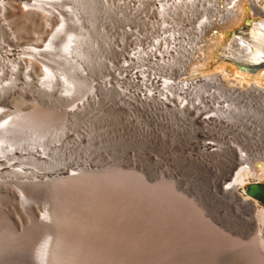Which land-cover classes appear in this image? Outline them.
<instances>
[{
  "label": "bare ground",
  "instance_id": "1",
  "mask_svg": "<svg viewBox=\"0 0 264 264\" xmlns=\"http://www.w3.org/2000/svg\"><path fill=\"white\" fill-rule=\"evenodd\" d=\"M132 1L136 10L149 2L151 6L143 13L152 21L156 18L160 25L149 40L143 36L144 32L134 26L122 29L124 34H121L120 49L113 50V54L123 55V61L118 67L109 61L111 73L106 72L101 82L97 83L94 82L93 71L107 66L98 48V34L99 38L103 36L108 46L117 43L116 35L104 31L105 27H101V23L97 25L102 10L98 0H0V19L7 17L8 14H5L8 11L18 14L17 20L22 17L36 23V15L46 21L60 19V25L41 45H17V32L7 35L5 41L3 37L9 25H0V264H98L99 261L109 260L101 257L100 254L106 253L104 251L84 249L86 243L79 241L77 234L86 233L90 227L97 226L82 215L87 200L84 197L95 200L99 197L100 200L115 194H120L122 208L125 214L132 217L133 220L129 222L137 229L140 227V207L147 200L156 209V224L167 228L169 234H166L175 238L183 236L185 242L190 244L209 241L218 246L237 247L253 254V264H264V210L263 207L258 208L256 199L252 198L256 200L252 201L246 195L244 188L250 179L255 182L264 180V86L254 82L248 90H243L239 86L241 83L229 80L220 73L190 80L182 78L188 71L195 70L192 66L196 64L198 51L206 43L205 38L210 30L226 27L228 23L233 24L241 19L244 0H236L231 7L227 5L234 0H229L223 9L221 0ZM249 1L254 15L262 19L252 25L247 38H233L225 53L239 63L249 65H240L243 69L254 68L255 71L264 63V8L257 6V0ZM102 5L107 6L106 3ZM196 13L202 17L195 26L186 28L175 22L179 14L189 19ZM7 19L10 21L9 16ZM38 70L43 75L41 78L34 77ZM112 82L117 86L124 84V92L133 104L131 107L139 110L144 123L153 118L155 123L187 125L193 135L204 132L218 136L198 145L200 155L205 160H216L221 164L220 169L224 170V177H217L210 191L213 197L211 202L207 201L208 198L203 200L199 194L196 196L200 202L189 198V191L193 188L189 189V185L182 184L183 181L172 174L167 178L165 170L142 168L137 173L134 169L125 171L106 165L105 168L101 165L102 169H96L92 167L88 155L86 160L76 166L75 173L62 175L66 173L68 160L78 156L79 150L88 153L97 144L93 137H86L88 140L84 145L77 143L80 138L77 139L76 135L73 139H65L68 133L64 131L68 127L64 130V119L67 117L61 116L62 105L79 95L78 101L72 99L75 103L71 102L69 109L64 112L73 123L78 116L95 109L99 103V93H119L117 87L111 85ZM229 83L232 85L228 86ZM244 86H247L246 82ZM14 96L32 101V110L8 113L5 103ZM45 103H51V108L44 107ZM146 125L144 134L150 130H147ZM89 133L87 136L93 134L92 131ZM150 175L155 176L152 184L147 181ZM40 192L44 193V197L40 198ZM74 192L82 194L76 196ZM61 194L68 196L64 198ZM35 196L43 199L44 206L43 219L35 220L40 238L35 244L29 240L31 247L21 253L12 248L16 242L14 238L18 235L11 237V226L8 230L5 221L3 223L5 211L2 205L4 200L17 197L21 210L34 216L31 203ZM94 203V209L104 207L99 205L102 201ZM89 206L87 209L91 208ZM206 216H213V220L223 227H217ZM126 223L121 222L119 225H128L129 228V223ZM61 226L66 228L67 233L60 232L58 228ZM245 226L257 229L255 236L250 237L248 242H242L225 232V229L245 232ZM171 238L172 241L174 238ZM183 240L177 239L179 242Z\"/></svg>",
  "mask_w": 264,
  "mask_h": 264
},
{
  "label": "rangeland",
  "instance_id": "2",
  "mask_svg": "<svg viewBox=\"0 0 264 264\" xmlns=\"http://www.w3.org/2000/svg\"><path fill=\"white\" fill-rule=\"evenodd\" d=\"M128 1L130 5L128 4ZM130 1L131 0H127V1L109 0L108 2V0H98V5H100L102 10L98 17L97 25L99 26V24L101 23L100 26L104 25L105 27L104 31L108 30L109 32L107 31V33H112L116 35L117 43L119 42L121 43V38H122L121 34H124L123 33L124 30L122 29H126L129 25L139 29L142 33L143 32L146 33V34L143 33V36L145 35L144 37H146V40H149V38L155 34V31L157 30V26L159 24V22H156V18H154L153 19L154 21H152L151 18H148L147 15L144 14L146 13L147 8L151 6L148 5L149 2H145L142 9L136 10L134 9L135 4L133 3V1L132 2ZM235 1L236 0H234L233 3L227 5L229 0H221L222 9L225 8L226 5L229 7L233 6L232 4H235ZM104 3H106L107 6L109 7L102 5ZM256 4L257 6L264 8V0H257ZM105 10L109 12V14ZM125 11H129V12H126L127 13L126 14ZM241 12H242V16L238 22L233 24L228 23L226 27L223 26L220 28H213L210 30L208 36H206L205 38L206 43H203L201 45L200 50L198 51L195 60L196 64L192 66V68H195V70L188 71L187 74L182 76L183 79L190 80L198 77H203L204 75L210 76L220 73L229 80L233 79L241 83V85L239 86L241 89L243 88V90H248V88H250L254 82H257L260 85L264 86V66H259L255 71L240 69V65H244V66L246 65L249 66V65L245 63H239L237 60L233 59L231 56H228L225 53L227 51L228 44L231 42L233 38H239L240 36L247 38V36L249 35V31H251L252 25L262 19L261 16L254 15V12L251 7V2L249 0L243 1ZM5 15H7V17L4 16L3 18L0 19V25H9L7 29L10 30V32L6 30V34L4 33V37L6 38L3 37V40L7 41L8 36H10L11 33L15 34L17 32V34H15V36H18V38L16 37L17 38L16 44L20 46H24L26 44L41 45L45 43L47 39L50 38V35L54 31V29H56L60 25L59 22L60 19H56V18H52L51 20L46 21L44 18H41L40 16L36 15V18L38 20V22L36 23V22H31L29 19L27 20L22 17H21L22 20L20 18H18L17 20L15 18H17L19 15L12 13V11H8ZM8 16L10 21H8L7 19ZM192 16H190L188 19L185 16L183 17V15L179 14L176 16L175 22H178V24L180 25H184L186 28L195 26L201 19L202 15L200 13H196L193 14ZM11 17H13L14 19L13 18H12L13 20L10 19ZM184 18L187 20H185ZM117 19H119L120 21ZM14 24L16 25L15 29H14L15 27ZM107 25H109L112 29L109 26L107 27ZM154 25H156L155 26L156 28L154 27ZM151 29L154 31V33L153 31H151ZM147 33H149L148 34L149 36H147ZM101 37L103 38V36ZM101 37L99 38V34H98L97 44L99 50L102 51L101 56H103L104 58L103 63H106L107 66L108 64L111 63V65L118 67L123 61V55L121 54L119 55L116 52H114L115 53L114 55L113 50L115 51L117 49H120V43L117 45L115 39L116 45L113 44V46H108L107 44H105L104 38L102 39ZM127 41H129V39H127ZM105 46H107L108 48ZM103 50L104 51L106 50L105 51L106 53ZM107 50L109 51L112 50V52L110 53ZM107 66H104V68H100L97 71L96 70L93 71L94 82L97 81V83H100L102 78L106 74L111 73V70H109L110 67ZM106 69H108L109 71ZM42 76L43 75L39 70L34 75V77L36 78H41ZM113 82H115V80ZM113 82L111 83V85L113 86L114 84V87H117L119 93L114 92L115 93L114 94L113 92H110L107 95H102L99 93L98 95L100 96L97 97V99H99V103H97L98 105L97 104L95 105V109L93 108L91 112L78 116L73 123L71 120L69 121L68 119L69 116L65 115L64 112L69 109L70 107L69 104L70 105L72 104L71 102H74L76 99L77 100L75 102L78 101L79 95H75V97L71 98L69 101H67L65 104L62 105L63 109L61 108L62 111L60 112L61 116L64 118L67 117L68 119V120L66 118L64 119L65 120L64 130L66 129V127H68L64 131L65 134L68 133L66 134V136H64L65 139H73V137H75L76 135L77 139L80 138L78 139L79 141L77 143L84 145L87 142L86 140H88L87 138L90 139L91 137H93V141L95 140L94 143L98 144V145L96 144V146L94 145L91 148L92 150H89L88 153L84 150H82V152L79 150L77 152L78 156H75L73 160L72 159L68 160L65 170L66 173H63L62 175L66 176L68 174L75 173L76 171L74 169L76 168V166L78 167L79 166L78 164H81L82 161H84V159L86 160L88 157H89L88 160H90L91 163H93L92 167L96 169H102V167L106 165V167L110 166L111 168L114 167L118 170L132 171L134 169V171L137 173H139V171L142 168H145L150 171L165 170L168 174L166 175L168 176L167 178H169V175L172 174L171 176L180 179L181 182L183 181L182 184L189 185V189L190 188L195 189V190L190 189L189 192H191V194L188 192V195L190 194L188 196L189 198L197 200L196 202H200L198 200V197L196 196L197 194H199L201 197L205 196V198L202 197L203 200H206V198H208L207 201L211 202L213 200V197L210 196L212 192L211 191L212 187L215 184L217 177L219 176L220 178L221 176L224 177V170H221L222 169L221 164L216 160H213L208 157H207L208 160H205V158H203V156L200 155L201 154L199 150L200 147L198 145L204 141L216 139L218 138V136L216 134L211 135V133H204V132L203 133L199 132L193 135V131L190 130V128L187 125H185V127H182L181 125L178 126L172 124L167 125L166 122H163L165 124L164 125L161 122L155 123V120L153 118H151L146 123H144L142 116L139 113V110H136L135 107H134L135 109L131 107L133 106V104H131L128 94L124 92L126 91L124 89V84H122L121 86H117ZM245 82L247 83V86H244ZM231 85L232 84L229 83L228 86ZM234 87H238V86H234ZM121 91H123V94ZM103 98H105L104 101ZM72 99L75 100L73 101ZM23 101L24 100L18 98L17 96L16 97L14 96L11 100H9V102L5 103L6 109L7 111H9L8 113L11 114L17 112L25 113L32 110L34 103L30 100H26L24 102ZM44 107L51 108V103L48 104L45 103ZM145 125L147 127V130L150 129L148 130L149 134L148 133L144 134ZM90 131H92L93 134L87 136L88 134H90L89 133ZM99 136L102 138L99 139L100 138ZM104 136L106 137V139H104ZM103 139L106 142L103 141ZM81 140L82 142H80ZM100 141L103 142L99 144ZM105 149L107 150L105 151ZM203 160H205L206 163H204ZM207 161L209 163H207ZM97 165H99L100 167L101 165L103 166L100 168ZM154 177L155 176L151 177V175L148 177L147 181L149 182V184H152L155 181ZM254 181L255 180L252 179L247 181V183L244 185V188L248 183ZM260 182L264 183V180H261ZM51 191L52 190L50 189V192ZM40 193H41L40 195L41 198L44 193L43 192ZM75 193L76 196H80L82 194L80 192H74V194ZM207 193L208 196H210L211 198L207 196ZM61 195L64 196V198L68 196L65 194H61ZM117 195L118 194L112 196L110 195L109 197L106 196L103 197L102 199L100 198V200L98 197L97 198L98 201L97 199L96 200L91 199L89 196L84 197L87 200L85 201L84 205H86V208L82 210V215L87 221L95 222L97 226L95 225L93 227H90L86 233L83 232L78 233L77 239L79 241L85 242L86 244L88 243L87 244L88 246H86V244L83 245L84 249L90 248L89 250L92 249L93 251L99 250L106 252L105 254L102 253L100 255L101 257H106L109 260L99 261L98 264H253V260H254L252 257L253 254L247 252L246 250H241L237 247L231 248L230 246L227 245L218 246V245H214L209 241L206 242L198 241L194 244L193 243L190 244V242L189 243L185 242L186 238L183 236L182 237L184 238V240L182 237L179 236L176 237L178 240L179 238L181 241L183 240V242L177 241L175 237L168 235L169 233L167 228L160 227V225L156 224L157 223L156 222L157 213L155 212L156 209H154V206L149 204L147 200L144 201L146 203H143L140 207L141 210L140 225H139L140 227H138V229L135 226L133 227V225L130 224V222L133 219H131L132 218L131 216L129 217L127 214H125L124 208H122L124 206H122L123 204L120 200L121 196L120 194L118 196ZM35 197H33V199L35 198L36 200L35 199L32 200L31 203V207L33 208L32 211L36 213V214L34 213V216H30L28 213L21 210L19 206L20 205L19 198L17 197L14 199L11 197L8 198L7 200H4L2 205L4 211L5 212L7 211V213L4 212L3 223L5 221V223L8 226V230L11 226L9 230L10 233L13 234L12 231L16 232V233L14 232L15 234L13 235L10 234L9 232L8 234H10L11 237L18 235L15 236L14 238L16 242L14 241L15 243L12 248L15 251L17 250L21 251V253L27 252L29 247H31L32 244H35L36 241H38V239L40 238L39 230L35 228L36 227L35 220L43 219L42 209L44 208V206H43V199L40 200L38 196ZM100 197L102 196L100 195ZM107 198H109L110 201H108ZM103 199L104 200L107 199V200L104 202ZM250 199L252 201H256L252 198ZM99 201H102V204L97 203ZM94 202H96L99 205H104V207L106 205L105 209L104 207H101L102 208V209L100 208L101 210L94 209L95 208V206H93L95 205ZM89 205L91 206V208L87 209V206ZM257 205L258 208L262 209L260 203H258ZM86 217H88L89 220ZM206 217L208 219H211L212 222L214 221L213 216H206ZM7 218H9V220ZM254 218L257 222L256 213ZM8 221H9V225H8ZM121 222L129 223V228L128 225L127 226L119 225V223ZM213 224L220 228L223 227L220 226L221 225L220 223L218 224L215 221ZM62 227L63 226L58 228L60 232L67 233V231H65L66 228L63 227L62 229ZM245 228H246L245 232L243 231L241 232L240 230H236V229L235 230L225 229V232L230 234L231 237H234L242 242L243 241L248 242L250 237L255 236L257 229L254 228V226H245ZM229 231H231L232 234L229 233ZM170 238L171 239L174 238L176 239V241L173 239L174 240L173 242V240L171 241ZM167 240H170L171 242ZM25 241L26 242L29 241L30 243L32 242V244H30L29 242L26 243ZM177 242L178 244L180 243L181 245L180 244L178 245Z\"/></svg>",
  "mask_w": 264,
  "mask_h": 264
},
{
  "label": "water",
  "instance_id": "3",
  "mask_svg": "<svg viewBox=\"0 0 264 264\" xmlns=\"http://www.w3.org/2000/svg\"><path fill=\"white\" fill-rule=\"evenodd\" d=\"M264 66V63H262ZM240 69H243L240 66ZM248 70H254V68H248ZM246 195L256 199L263 207L264 210V183L263 182H250L245 187Z\"/></svg>",
  "mask_w": 264,
  "mask_h": 264
}]
</instances>
